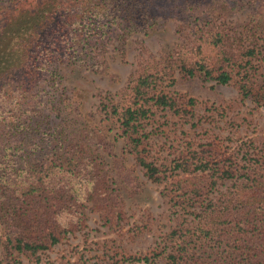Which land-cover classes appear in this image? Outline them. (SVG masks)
Wrapping results in <instances>:
<instances>
[{"label": "rangeland", "instance_id": "1", "mask_svg": "<svg viewBox=\"0 0 264 264\" xmlns=\"http://www.w3.org/2000/svg\"><path fill=\"white\" fill-rule=\"evenodd\" d=\"M93 2L97 3L70 1L73 8L68 11L53 19L45 15L37 25L41 34L33 52L40 73L35 78L30 74L23 87L21 81L14 83L15 92L0 100L11 109L19 94L30 93L34 103L29 108L38 111L32 115L30 133L17 139L24 144L15 160L19 167L27 161L41 166L34 174L44 184L24 204L26 216L21 217V210L15 221L27 218L22 235L28 239L46 242L51 228L60 238L35 255L6 249L2 236L10 216L4 220L0 213V264H171L168 254L180 244L176 235L171 240L172 231L181 234L198 227L210 211L209 203L226 199L236 179L221 180L216 173L198 174L200 179L189 175L184 182L192 187L195 181L204 192L190 201L174 190L183 175L177 163L195 151L210 154L224 169L255 166L264 173V0L240 2L220 18L191 12L182 26L160 6L153 27L138 26L129 34L113 31L101 6L93 12L86 8ZM31 6L28 1L12 6L0 0V21L14 7L21 12ZM33 23H39L38 18ZM210 31L222 34L226 53L205 40ZM87 42L97 48L91 62L77 53L71 62L65 54L49 65L45 60L51 43L66 53ZM196 62L214 74L222 68L231 81L219 84L200 72L190 77L181 70ZM147 74L157 80L145 97L164 93L176 104L173 109L151 107L143 121L144 144L137 148L166 171L161 181L148 178L132 145L119 136V123L111 112L112 106L133 101V86ZM240 82L249 91L245 97L239 92ZM213 180L214 188L208 187ZM204 222L210 224L208 218ZM224 227L232 231L231 225ZM255 242L264 252V240ZM188 243L189 252L192 249L204 264L222 262L219 242L203 247L198 241ZM255 252L250 250L251 255Z\"/></svg>", "mask_w": 264, "mask_h": 264}, {"label": "trees", "instance_id": "2", "mask_svg": "<svg viewBox=\"0 0 264 264\" xmlns=\"http://www.w3.org/2000/svg\"><path fill=\"white\" fill-rule=\"evenodd\" d=\"M26 1L32 4L30 9L19 12L18 7H14L13 12L0 21V100L3 98L5 100L11 93L15 92L17 86L14 83L21 81L19 86L23 87L28 85L25 80L30 74L33 75L31 78H35L40 73L36 68L38 56H33L36 47L35 41H38L41 34L37 25L46 18V14L50 15V19H53L56 13L66 12L73 8L67 2L75 0H9L12 6ZM96 1L97 3L93 2L94 4L91 6L87 4L86 8L91 7L93 12V9L101 6L102 12H107V22H111L110 26H114L112 30L129 34L138 26L153 27L156 23L155 9L157 10L160 6L167 8L171 18L178 17L182 26L188 21L191 12L199 11L206 14L205 17L207 18L216 17V15V18H220L222 12L236 9L240 2L253 0ZM110 11H113L112 17H110ZM24 12H30V16L22 14ZM36 18L39 20L37 24L33 23ZM209 36L210 39L207 37L205 40L216 46L219 53L221 50V53H226L223 50L225 39L222 34L210 31ZM90 43H84L79 49L72 48L70 52L66 53L63 50L57 51L58 49L51 43L53 48L50 49V53L45 55V60L49 65L54 63L55 57L61 58L65 54V60L71 62L72 57L77 53L80 58L83 57L85 61L91 62L96 58L97 48ZM252 53L253 51H248L247 54ZM181 70L190 77L194 76L196 72H200L205 79L214 80L219 84H227L232 79L230 73L222 68H219L214 74L207 65L199 62L189 67L183 65ZM156 80V77L148 74L139 77L133 86V101L122 107L112 106L111 112L116 116L119 123V136L126 138L132 145L136 153V159L145 169L148 178L161 181L167 178L166 171L147 161L141 151L137 149L138 146L144 144L146 135L142 132L143 121L149 118L152 112L151 107L156 105L173 109L176 105L174 99L164 93L145 97L148 94L149 87L154 86L152 84ZM238 88L242 96L245 97L249 94L245 82H240ZM8 90L9 93H7ZM2 92L7 94L1 96ZM23 93L19 94L21 96L17 95L19 97L17 106L15 107L14 104L11 109L6 108V101L0 102V213L3 215L4 220H6V215L10 216L9 224L2 236L5 248L35 255L40 250L47 249L49 245L57 243L60 238L55 235L54 230L51 228L47 234L48 239L46 242L28 239L22 235L25 228L22 223L27 221V218L15 221L20 217L18 212L21 210L23 211L21 217L26 216L24 204L29 197L41 191V185L44 184L42 177H37L34 174V171H37L36 169H42L41 166H34L27 161L23 167H19L15 160L18 148L22 147L20 144H24L17 139L21 135L25 137L30 133L32 115L38 113V111L29 108L34 103V100L29 96L33 95ZM150 100L152 103H149ZM189 155L176 164L183 175L177 181V189L174 190L178 191V194L183 195L184 198L187 197L190 201H197L198 197L204 193L202 188L195 185V181H191L192 187L184 182L190 180L188 179L189 175L194 174L193 177L200 179V175L205 173L211 174L210 176L216 173L217 178L221 180L236 179L232 184L234 189L228 191L226 199L223 198L219 203H213L212 201L209 203L208 209L210 211L206 213V217L199 223L198 227H195L193 231L189 229L186 231L181 230L184 232L181 234L178 233L177 229L172 231L171 240L173 239L172 235H176L175 238H180V244L178 247L175 244L177 250L168 254L170 263L204 264V261L197 257L192 249L189 252L188 242L198 241L199 245L203 247L204 244L214 241V243L219 242L217 247L222 251V262L219 264H246L247 262L254 264L253 259H257L256 264H264V252L259 249V245L255 242L256 240H264V173L261 172L259 167L255 166L247 167L245 171L239 169V167L233 170L224 169V167H219V163H214L213 157L209 156L210 154H199L193 151ZM45 176L48 177L49 174L46 173ZM216 183V180H213L208 187L214 188ZM206 218L209 219L210 224L204 222ZM222 224L231 225L232 231L225 232L226 229L224 225L221 227ZM48 241L49 244H47ZM236 241L241 245H237ZM243 243H250V245H242ZM250 250H256V252L251 255ZM141 260L147 261L148 258L142 257Z\"/></svg>", "mask_w": 264, "mask_h": 264}]
</instances>
